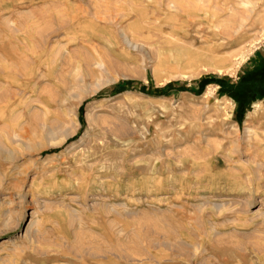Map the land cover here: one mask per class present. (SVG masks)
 <instances>
[{"label":"rangeland","instance_id":"obj_1","mask_svg":"<svg viewBox=\"0 0 264 264\" xmlns=\"http://www.w3.org/2000/svg\"><path fill=\"white\" fill-rule=\"evenodd\" d=\"M171 2L0 0L9 264H264V0Z\"/></svg>","mask_w":264,"mask_h":264},{"label":"crops","instance_id":"obj_2","mask_svg":"<svg viewBox=\"0 0 264 264\" xmlns=\"http://www.w3.org/2000/svg\"><path fill=\"white\" fill-rule=\"evenodd\" d=\"M59 239L61 238H58V240ZM53 240L54 238L52 239V237L51 239H48V240H47V237H44V236L37 237L33 241L34 250L31 247L29 252L21 251L18 257L14 256L12 264H80V263H84L82 259L83 257L81 258L79 255L63 256L62 251L54 250ZM1 263L9 264L7 260V256L0 257V264Z\"/></svg>","mask_w":264,"mask_h":264},{"label":"bare ground","instance_id":"obj_3","mask_svg":"<svg viewBox=\"0 0 264 264\" xmlns=\"http://www.w3.org/2000/svg\"><path fill=\"white\" fill-rule=\"evenodd\" d=\"M168 1H169V3H172L171 0H168ZM167 3H168V2H167ZM173 3H174V2H173ZM179 4H180V3H179ZM170 5H173V4H170ZM175 6H177V5H176V2H175ZM187 7H188V6H187ZM203 7H204V6H203ZM217 7H218V6H217ZM217 7H216V8H217ZM171 8H172V7H171ZM176 8H177V7H176ZM212 8H213V7H212ZM214 8H215V7H214ZM196 9H197V8H196ZM199 9H200V8H199ZM199 9H198V10H199ZM214 11H215V9H214ZM202 12H204L205 15H206L207 17L210 16V13H211L210 8H206V9H205V7H204V9H203ZM216 12H217V11H216ZM204 13H203V14H204ZM212 15H213L214 17H219V16H221L218 12H217V13H214V12H213ZM207 17H206V18H207ZM211 19H212V18H211ZM36 76H37V75H36ZM7 82H8V81H7ZM11 86H12V85H11ZM32 88H33V87H32ZM4 89H5V88H4ZM7 90H8V88H7Z\"/></svg>","mask_w":264,"mask_h":264},{"label":"trees","instance_id":"obj_4","mask_svg":"<svg viewBox=\"0 0 264 264\" xmlns=\"http://www.w3.org/2000/svg\"><path fill=\"white\" fill-rule=\"evenodd\" d=\"M130 83H132V82H130ZM202 83H203V82H202ZM173 84H174V83L171 82V83H169V84L166 85L165 88H167V89H165V90H164V89H160L159 91L166 92V91L170 88V86L173 85ZM159 91H152V94H156V92H159ZM48 152H55V150H50V151H48Z\"/></svg>","mask_w":264,"mask_h":264},{"label":"built area","instance_id":"obj_5","mask_svg":"<svg viewBox=\"0 0 264 264\" xmlns=\"http://www.w3.org/2000/svg\"><path fill=\"white\" fill-rule=\"evenodd\" d=\"M263 101H264V99H263Z\"/></svg>","mask_w":264,"mask_h":264}]
</instances>
